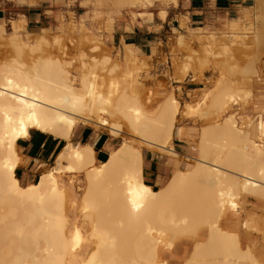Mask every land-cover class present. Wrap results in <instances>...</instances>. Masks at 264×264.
<instances>
[{"label": "bare ground", "instance_id": "obj_1", "mask_svg": "<svg viewBox=\"0 0 264 264\" xmlns=\"http://www.w3.org/2000/svg\"><path fill=\"white\" fill-rule=\"evenodd\" d=\"M141 2L147 8L155 4L153 0H119L118 4L135 6ZM11 26L15 33L23 29ZM48 34L43 30L30 45L13 42L16 58L0 64V262L162 264L164 248L171 250L179 240L196 239L184 264H252V256L238 246L237 232L235 237L230 234L234 226L230 232V227L223 228L226 233L220 223L227 210L238 213L240 199L264 201V143L262 138L255 142L257 135H264L261 117L244 130L231 116L221 125L202 128L197 154L188 157L193 167L176 169L164 186L154 190L143 181V158L138 148L122 143L104 162L96 164L95 139L74 144L71 136L79 126L94 121L114 138L120 137L125 127L147 147L177 158L170 143L180 114L178 102L170 94L156 109L146 111L134 93L129 95L124 89L114 96L113 83L105 87L109 89L105 97L95 73L97 65L93 63L75 81L65 58L49 55V45L60 37L49 41ZM125 50L124 60L130 63L141 53L130 46ZM105 59L111 63L109 57H102L98 60L102 69ZM113 67L118 70L114 65L108 68V75ZM8 80L12 87L7 86ZM226 85L214 95L210 93L213 96L207 107L217 116L242 97ZM207 96L204 102L209 100ZM112 116L122 125L103 123L105 117ZM21 119L27 135L20 133ZM32 130L65 141L66 146L55 157L51 171L22 186L15 172L24 160L16 144ZM61 172L84 174L81 202L92 232L88 236L80 233L79 245L75 240L78 229L64 207L67 192L56 178ZM203 228L207 232L202 237L199 233Z\"/></svg>", "mask_w": 264, "mask_h": 264}, {"label": "rangeland", "instance_id": "obj_2", "mask_svg": "<svg viewBox=\"0 0 264 264\" xmlns=\"http://www.w3.org/2000/svg\"><path fill=\"white\" fill-rule=\"evenodd\" d=\"M153 1L155 2L154 7L148 9L142 2L135 6L125 5L128 7L126 8L125 6L122 7V5H119L120 3L118 4L119 0H83L80 3L81 5L93 4L103 5V7L92 8V18L79 21V23H83V29L77 27V17L68 12L66 14L67 18H64V16L60 17L59 24L47 32L50 37H47V39L51 41L54 36L60 37V39L69 36L76 41L77 49H80L82 46L85 48L98 46L101 50H98L99 53L97 52L93 60L96 58L95 61H98L106 56L110 58L111 67L114 65L118 66V70L112 73V75H108V72L102 69L103 67L101 66L95 69V73L102 84V94L105 97L109 94V89L107 90L105 87L109 88V84L115 83L118 87L112 89L115 91L114 96L117 92L121 93L125 89L129 95L130 93L131 95L135 94L134 96L140 99L143 105H145L146 111H153L171 94L178 102L180 114L177 117L170 146L174 147L180 155L178 159L181 164L180 169H191L194 162L189 160L187 156H196V143L202 128L209 125H221L230 116L236 120V125L241 130L247 129V125H250L254 120L256 124L258 117H261L264 121V98H262L264 84L261 82V73L264 72V0H238L241 7L237 17H232L229 20H221L216 15L211 17L210 21L202 26L190 25L187 18L178 16L177 22L171 24L170 29L164 27L161 30L158 36L161 40H158V43L154 42L150 44V52L147 57H135L132 59L133 61L130 60L132 61L131 63L129 61L127 62L124 58L121 59L122 51L119 46H108L105 37L111 33L115 18H123L124 16H129L132 20L145 16L146 18H151L154 13H157L158 16V13L166 12L171 6L176 7L180 0ZM87 11L85 9L84 14L79 17H84ZM262 16L263 18H259ZM13 18V15L7 16V19L4 20L5 26L0 29V64L9 63L12 59L16 58L12 45L13 42L30 45L33 39H36L41 33L40 31L27 30L23 24L14 23ZM12 23L22 25L24 30L22 29L20 32L15 33L12 31V27H10V25H13ZM197 27H200L199 31L193 30ZM172 29L179 30L182 35H187L188 45L183 50L179 47L178 42L176 44L172 43L173 38H177V32L170 31ZM212 37H215V39H212ZM192 42L198 45L201 53H204L205 50L213 53L210 58V63L200 71H196L193 68V61L188 58V47L191 46ZM209 44L212 45L211 48L208 47ZM224 48H228L229 55L221 57L220 52ZM174 51L176 53L175 55ZM181 51L185 53L184 56L179 54ZM92 65L93 63L90 64L89 68ZM110 65L108 63V66L106 65L107 67L105 66L104 68L108 70V68H111ZM67 69L69 70L68 67ZM209 72L212 75H209ZM218 72L220 73L219 76L216 75ZM70 74L78 82L80 75L77 76L75 74V69H72ZM185 81L192 82L194 84L192 89L194 90L185 91L181 87ZM77 82H75L76 85ZM222 85L229 87L231 85L233 91L235 93L239 91L238 94H242V97L239 95L240 97L231 105L230 108L232 109L229 108L226 112L218 114L217 116V113L210 110L207 104L211 96L214 95L213 92L216 93L223 88ZM220 86L221 88L219 89ZM247 91L249 94H243ZM210 93L213 95H210ZM205 95H208L209 100L205 99L204 102ZM236 102L238 103L235 104ZM185 112L187 115H185ZM115 118L113 116L112 118L105 117L109 123L115 122L114 124H119L121 121ZM95 122L86 126H79L77 129L80 128L81 130L88 131L92 135H97L103 143L113 142V145L116 147L122 143H127L134 148H138L144 159L152 152L163 156L166 155L144 145L138 136L125 127H123L121 136L114 138L106 128H100ZM178 128L183 133L182 139L176 137ZM257 136L258 138L255 139V142H259L262 138L260 142L264 143V135L263 137L261 135ZM177 139L184 140L185 143L182 144L185 147L179 146L176 141ZM72 141L75 140L72 139ZM63 145L64 142L62 141L58 143L54 155ZM189 152H191L190 155H188ZM46 164L40 170L35 169L32 177L28 181L19 179L20 184L25 186L30 183H35L41 174L51 171L55 166L53 156ZM56 176L64 192H67L64 193L66 198L63 197V200H65L66 205L64 207L66 208L65 210L67 211L66 214L69 221L76 226L80 233H82V236H88L92 232V226L90 225V221L85 218L84 212L86 213V211H84V203H82V197L85 191L84 174L61 172ZM169 176L170 173L165 178L164 184L167 182ZM162 186L159 184L152 189L156 190ZM244 199L247 201L245 202ZM244 199L239 200L240 207L238 208L237 214H231L229 210L225 212V216H223L220 223L221 229L225 230L223 228L228 229L230 227L228 229L230 232L234 226V231H231L232 233L230 234H233L234 237L236 234L238 235V237L236 236V241L240 249L248 256L251 255L252 260L254 261L255 259L257 264H259L261 260H264V201L260 199ZM244 223L248 225L247 229L244 227ZM206 232L204 228L200 236H205ZM195 241L196 239H191L188 242L176 243L172 250H166L164 248L161 253V260L174 259L175 264H184L191 257Z\"/></svg>", "mask_w": 264, "mask_h": 264}, {"label": "crops", "instance_id": "obj_3", "mask_svg": "<svg viewBox=\"0 0 264 264\" xmlns=\"http://www.w3.org/2000/svg\"><path fill=\"white\" fill-rule=\"evenodd\" d=\"M82 1L83 0H79V3ZM76 5L77 0H0V27L5 26L4 20L7 19V16L13 15V21L23 24L27 30L40 32L45 30L48 32L59 24L60 17L64 16V18H67L66 14L68 12L74 14L76 17L83 15L84 11H69L70 6L75 8ZM240 7L241 5L238 0H180L176 7L171 6L166 12H163V18L160 17V13H158L159 17L157 13H154L151 18H146L145 16L143 18H136L135 20H132L129 16L115 18L112 31L107 34L105 41L108 46H119L122 51L121 59L124 58L125 49L128 46L141 52L137 58L140 56L147 57L150 52V44L154 42L158 43V40H161L158 37L161 30L164 29L165 25L170 29V25L177 22L178 16L187 18L190 25L202 26L209 22L211 17L216 15L221 20H229L232 17H237ZM18 26L23 28L20 24ZM10 27L12 26L10 25ZM193 30L199 31L200 27ZM193 85L192 82L185 81L181 87L185 91H192L194 90L192 89ZM176 137L179 139L183 138V133L180 128L176 131ZM93 138L95 139L96 164L102 162L98 157L107 159L108 156L120 146L116 147L113 145V142L103 143L101 138L97 135H92L88 131L81 130L80 128L74 130L71 141L74 139L75 141H72L74 144H87ZM179 139L176 140L179 146L185 147V145L182 144L185 143L184 140ZM60 141L62 140L55 139L34 130L29 132L27 138L18 140L16 144L17 152L20 158L24 160L23 166L17 168L15 172L18 180L28 181L32 177L35 169L40 170L44 168L47 165L46 162L52 158V156L55 159L57 154L66 146V142L62 141L64 145L54 155ZM171 148L178 155L177 158H172L167 155L163 156L154 152L150 153L145 159L142 157L143 181H146L147 185L151 188L159 184L162 186L168 174L170 173L169 179L176 169L186 170L180 169L181 164L178 160L180 155L174 147L171 146ZM190 153L191 152H189L188 155H190ZM188 157L192 156H187V158ZM186 166H188V164H186ZM188 241L189 240L182 239L176 243Z\"/></svg>", "mask_w": 264, "mask_h": 264}, {"label": "snow or ice", "instance_id": "obj_4", "mask_svg": "<svg viewBox=\"0 0 264 264\" xmlns=\"http://www.w3.org/2000/svg\"><path fill=\"white\" fill-rule=\"evenodd\" d=\"M94 7H103V5H93V4H84L81 5L79 3V0H77V5L75 8H72L71 6L69 7V11L70 12H80V11H84L85 9H87V13L84 17H77V27L79 29H83L84 25L83 23H79L80 20L82 19H88V18H92L91 17V9ZM161 17H164V13L161 12L160 13ZM14 27V26H13ZM166 27V25H165ZM170 31L173 32H177V38H173L172 43L176 44L178 42L179 47L183 50L185 47H187L188 45V37L186 34H180L179 30L176 29H172ZM212 39H215V37H212ZM82 43V42H81ZM209 48L212 47L211 44L208 45ZM49 48L51 49L49 55L52 56L53 58H59V57H64L65 58V63L67 65V67L69 68L70 72L72 69H75V74L77 76L80 75L81 72H86L89 69V66L91 63H95L97 65V67H99L100 62L99 61H95L93 60V57L96 56L98 49L96 47H81L80 49L76 48V41L74 39H71L70 37L66 36L63 40L60 38H57L54 40L52 45H49ZM195 49V51H194ZM175 51H174V55H175ZM181 56H184L185 53L183 51H181L179 53ZM213 53L210 51L205 50L204 53H201L199 51L198 45L195 42L191 43V46L188 47V58L190 60L193 61V68L196 71H200L202 70L206 65H208L210 63V58L212 57ZM229 55V50L228 48H224L222 52H220V56L224 57ZM54 62L59 63V59H55ZM109 63V61L107 59H105L103 61L104 65H107ZM105 71H107V68L104 69ZM117 71V69L115 67L112 68V72L115 73ZM209 75H212L211 72L208 73ZM216 75H220V73H216ZM261 77H262V84H264V72L261 73ZM87 78V77H86ZM98 79V77H95ZM7 86L8 87H12V81L8 80L7 81ZM113 87H118L117 84L113 83L112 85ZM15 98V97H13ZM262 98H264V88H262ZM172 104L175 105L176 101L172 100L171 101ZM185 115H187V113H185ZM137 116H139V113H137ZM103 123L107 124V120L103 121ZM24 121L23 119H21L20 121V133L22 135H27V133L24 131V127H23ZM260 131L262 133H264V122H262L260 124ZM10 164V161L7 162L5 164V167L7 168ZM233 209H235L237 207L236 204L232 205ZM245 228L248 227L247 224L244 225ZM75 240H76V244L79 245L80 242V231L77 230L76 234H75ZM75 250V249H73ZM0 264H9V262H0ZM162 264H175V260H169V259H164L162 261ZM252 264H257V262L254 260L252 261ZM259 264H264V260H261L259 262Z\"/></svg>", "mask_w": 264, "mask_h": 264}, {"label": "trees", "instance_id": "obj_5", "mask_svg": "<svg viewBox=\"0 0 264 264\" xmlns=\"http://www.w3.org/2000/svg\"><path fill=\"white\" fill-rule=\"evenodd\" d=\"M98 159H99L100 161H102V162H104V161L106 160V158H100V157H98ZM164 185H165V184H164ZM164 185H163V186H164ZM154 190H155V189H154ZM203 229H204V228H203ZM203 229H202V230H203ZM202 230L200 231V233L202 232ZM200 233H199V235H200Z\"/></svg>", "mask_w": 264, "mask_h": 264}]
</instances>
